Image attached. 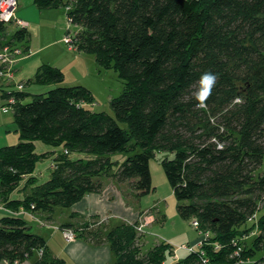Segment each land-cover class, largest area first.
<instances>
[{
	"label": "trees",
	"instance_id": "obj_1",
	"mask_svg": "<svg viewBox=\"0 0 264 264\" xmlns=\"http://www.w3.org/2000/svg\"><path fill=\"white\" fill-rule=\"evenodd\" d=\"M35 4L40 9L68 5L76 29L69 28L67 36L75 48L92 53L101 67L113 65L125 87L110 100L111 114L92 110L91 90L63 85L65 72L50 63L25 82L51 84L44 93L7 91L15 80L0 78L20 134L16 145L0 147V204L15 211L34 205L33 212L50 214L101 191L103 175L129 181L142 196L154 189L153 157L166 151L172 156H165L162 165L178 213L209 236L192 250L184 247L185 257L170 261L168 255H175L171 242L143 251L138 222H123L106 234L114 264H264V256L252 260L264 250V0ZM29 38L24 22L0 21V53L10 47L15 67L14 49L29 51ZM205 71L216 74L217 82L198 106L192 93ZM10 96L16 98L11 106ZM38 140L62 148L54 151L51 177L40 182L37 162L51 151L38 153ZM118 152L133 154L120 163L109 155ZM18 185L31 191L13 198ZM30 229L22 215L0 217V263L22 262L41 251L32 264H65L48 252L45 237Z\"/></svg>",
	"mask_w": 264,
	"mask_h": 264
},
{
	"label": "rangeland",
	"instance_id": "obj_2",
	"mask_svg": "<svg viewBox=\"0 0 264 264\" xmlns=\"http://www.w3.org/2000/svg\"><path fill=\"white\" fill-rule=\"evenodd\" d=\"M68 11V5L55 7V9H39V7L34 4L33 6H30L27 11H25V15L28 17V19H26V23L30 31L29 39L31 40L28 43L31 44L29 49L30 51H24L22 54L17 55V62L24 59V57L41 58L42 54L44 57L48 56L47 58L55 61L51 63L52 65L60 67L62 71L66 73L63 85L70 86L83 84L87 86L94 95V100L90 105L91 109L95 111H107L112 114V108L109 102L111 99L115 98V96H118L123 92L125 80H123L118 70L115 69L113 65L101 67L92 53L90 54L85 51L79 52L77 49H68L65 42V36H67L69 28L72 30L76 29V26L70 22ZM36 49L38 52L35 51ZM56 62H58V64H56ZM20 67L14 68L15 76L18 74V71L19 73L23 71V68L20 69ZM31 68L33 69V66H30V72ZM36 69L37 68L34 69L33 75H29L31 77H26L25 79L33 80L36 75ZM24 72L29 74V68H25ZM14 80L15 78L11 81L13 82ZM19 80L20 79H18L14 85L5 87V89L7 91L19 89V86L17 85ZM52 87L53 86L51 84L43 85L33 81L25 83L24 88L29 93L36 94L47 92L48 89ZM32 99L33 96L30 95L28 96L27 101H31ZM6 103L7 98L2 96V91L0 90V139L7 133V128L5 127L6 124H12V130L11 132L9 131V133L11 134L10 136L13 137L14 143L6 145H16L20 142V134L15 130L16 124L13 122V111L10 109L7 113L2 110L3 107L10 108L6 105ZM61 149L62 148L55 147L51 144L48 145L41 140L36 141V151L38 153L51 151L47 157H44L37 162L38 164L36 170L40 173H37L36 175L39 176V182L50 178L52 174L51 172L56 168L54 167L56 162H53L51 166L54 151H58V153H60ZM131 154L133 153L118 152L109 155L111 156V159L121 163ZM165 156L171 157L172 153L166 151L157 152L155 157H153L150 169L152 172V179L154 180V189L153 192L145 194L141 198L143 201L142 203H144L143 206H145L144 209H147L150 213L155 214L157 218V221L154 222L153 225H147L144 229L145 231L142 233V237H144L142 248L143 251H148L155 246L157 242L165 240L168 237L167 235H176L177 237L171 243L174 247L175 253L173 257L175 258L177 254L178 258H182L188 254V250L184 248L183 245H195L193 243L197 239L201 238L202 234L194 227L192 220H185L181 217L180 213H178L177 198L174 195L169 179H167L165 168H163L162 165ZM117 168L118 166L115 164L113 166V171H116ZM36 172L37 171H35V173ZM18 186L19 190L20 185ZM18 190L12 193L13 196H18ZM69 210L70 208L57 207L54 211V219L52 221H49L48 219L44 220V226H36L34 224L31 226L30 230L39 232L40 234H43L46 239H48L49 251H55L63 254L62 258L67 259L69 264H74L71 260V252L63 251L64 247L62 245V241L59 240L60 236H64L61 225H63L67 219L65 213L69 212ZM14 211L15 210L11 209V212ZM0 213L1 217L8 212L5 211L4 208L0 207ZM114 220L117 222L116 218L111 221ZM121 220L123 219L121 218ZM115 225V222H111L110 227L113 228ZM56 233L58 234L54 236ZM83 237L84 235H81L79 238L83 239ZM100 238L102 239L103 237L100 235ZM245 239L249 240L248 237H245ZM166 240H168V238ZM261 256H264V250L257 252V256H255L252 260L255 261ZM167 258L170 261L172 259L170 258V255H168Z\"/></svg>",
	"mask_w": 264,
	"mask_h": 264
},
{
	"label": "crops",
	"instance_id": "obj_3",
	"mask_svg": "<svg viewBox=\"0 0 264 264\" xmlns=\"http://www.w3.org/2000/svg\"><path fill=\"white\" fill-rule=\"evenodd\" d=\"M33 4L36 5L35 0H31V1L17 0L15 16L19 17L21 20H23L25 24H27L26 19H28V17L27 15H25V11H27V9L30 6H33ZM45 9H55V8H45ZM30 46L31 44H29V49ZM35 51L38 52L37 49ZM42 55L41 58L24 57V59L19 60L18 61L19 63L18 65H16V68L21 66L20 69L23 68V71L21 73H19V71L17 72L18 74H16L15 76L14 83H16L18 79H20L18 83L22 82L25 84V82L27 81L25 78L31 77L29 75L31 74L33 75L35 68H37L36 69L37 71L41 65L46 63L51 64L52 62H55L53 59L47 58L48 56L44 57ZM58 62H56V64H58ZM30 66H33V69L31 68V72H30ZM27 67L29 68V74L27 72H24V69ZM5 127L7 128V133L4 135L2 134L3 137L0 139V147L5 146L6 144L14 143L13 137L10 136L11 134L9 133V131L11 132L12 130V124H6ZM19 141H20V137H19ZM55 155L56 154H54L52 158H54ZM82 155H85V153ZM53 161H51V166L53 164ZM37 173L39 174L40 172L37 170L35 174ZM103 176L104 177L102 176L99 177V179L104 184L102 190L98 191L97 193H92V192L88 193L86 194V196L75 202V204H73L70 207L69 212L65 213L67 219L65 220L64 224L61 225V229L63 230V232L65 228L73 229L78 234L79 232L82 233V231H85V233L83 234L84 240L82 238H79L80 237L79 235H77L76 239L71 242L66 240L65 236L63 235L59 237V240L62 241V245L64 247L63 251L71 252L70 255L71 260L74 264H114L115 263L116 255L114 251L109 247L106 238L107 232L110 229H112L110 227L111 222H115L116 224L115 226H117L123 222L129 223L132 221L133 222L137 221L138 222L137 224L139 223L142 225L144 224L145 225L144 229H145L147 225L148 226L153 225L154 222L157 221L155 214H152L147 209H144L145 206H143L144 203H142L143 201L141 199L143 195L139 196L129 181H118L115 177L110 175L107 176L103 175ZM20 187L22 188V185ZM30 191H31V187L21 190L19 189L18 196L17 197L13 196V198H17V199L24 198L27 194H29ZM0 207L4 208L5 211H7L8 213L11 212L10 209L7 210L5 207H3L2 204H0ZM54 211L50 214H48L47 212H41V213L33 212L31 208L20 206L17 211H14V213H17L19 216L22 215L28 221L30 226H33L34 224L36 226H44L45 224L43 223L41 224V222L47 220L48 216H51L52 218L48 220L52 221L54 219L53 218ZM114 218H116L118 223L115 220L111 221ZM121 218L123 220H121ZM102 220L104 221L102 222ZM115 226H113V228ZM57 234L58 233H56L54 236H56ZM100 235L103 237L102 239L100 238ZM167 236H166L168 238L167 241L171 243L177 237L176 235L174 236L167 235ZM199 239H197L193 244L197 245L199 243ZM47 240L48 239H46V241ZM47 246H48L47 250L48 252L51 253L52 256L63 259L65 264H69L67 259L62 258L63 254L57 253L55 251H49L48 241H47ZM39 255L40 252H36L31 259H26L22 262H15V263H9L7 261H3L0 264H32V262L36 260L39 257ZM176 258L178 259L177 254L175 258L172 256L171 261L176 260Z\"/></svg>",
	"mask_w": 264,
	"mask_h": 264
},
{
	"label": "built area",
	"instance_id": "obj_4",
	"mask_svg": "<svg viewBox=\"0 0 264 264\" xmlns=\"http://www.w3.org/2000/svg\"><path fill=\"white\" fill-rule=\"evenodd\" d=\"M17 5V0H0V21H6V22H10L12 19H15L16 22L20 25L23 23L22 20H17L16 16H15V9H16V6ZM65 42L68 46V49H76L74 44H73V40H72V37H70L69 35L67 37H65ZM14 51L19 55V54H22V51L19 49V48H16L14 49ZM11 50H10V47H5L4 49V53H0V63L3 65L2 68H0V78L2 79H5L9 82H11V80L14 79L15 77V74H14V68H15V59L14 58H10V55L11 54ZM14 53V52H12ZM5 66H7V69H5ZM15 83H13L12 85H14ZM19 86V89H24L25 87V84H23L22 82L21 83H18L17 84ZM10 102V106L11 105H14V103L16 102V98L15 96H10L9 100ZM4 112H9L10 111V108L8 107H3L2 109ZM68 152V151H66ZM54 167H56V165H54ZM34 205H32L31 209H33ZM14 213V212H13ZM14 214H17V213H14ZM252 219H255V217L253 216L252 218H249V220H252ZM104 220H102L103 222ZM45 224V221H42L41 224ZM194 223V226L198 227L199 223H197L196 221L193 222ZM137 230L139 233H144V224H137ZM200 233L202 234L200 240H199V243H201L202 240L208 238L209 234H207V232H201ZM64 236L66 238V240H68L69 242L71 241H74L77 237V234L76 232L73 230V229H70V228H65L64 229ZM184 247L192 250L194 248V246L192 245H189V246H186V245H183ZM236 254H237V251H236ZM43 255V252L40 251V256ZM177 259V258H176ZM245 262L244 261H240L239 263L237 264H244Z\"/></svg>",
	"mask_w": 264,
	"mask_h": 264
},
{
	"label": "clouds",
	"instance_id": "obj_5",
	"mask_svg": "<svg viewBox=\"0 0 264 264\" xmlns=\"http://www.w3.org/2000/svg\"><path fill=\"white\" fill-rule=\"evenodd\" d=\"M217 82V75L211 71H205L198 80V87L192 93L193 97L198 101V106H202L211 96L212 90Z\"/></svg>",
	"mask_w": 264,
	"mask_h": 264
}]
</instances>
